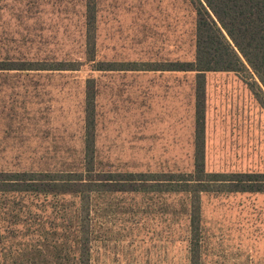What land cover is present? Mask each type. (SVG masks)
I'll return each instance as SVG.
<instances>
[{
    "label": "rangeland",
    "instance_id": "obj_1",
    "mask_svg": "<svg viewBox=\"0 0 264 264\" xmlns=\"http://www.w3.org/2000/svg\"><path fill=\"white\" fill-rule=\"evenodd\" d=\"M98 60L192 61L194 12L185 0H98ZM84 0H0V62L77 61ZM96 81L98 159L135 173L190 172L195 156V75L162 71H0V171L78 166L86 82ZM206 169L264 172V108L238 73L207 74ZM0 197V264H30L52 208ZM203 264H264V194L202 200ZM91 264H186L180 196L100 200ZM42 225H40V222ZM48 252L45 253V255Z\"/></svg>",
    "mask_w": 264,
    "mask_h": 264
},
{
    "label": "trees",
    "instance_id": "obj_2",
    "mask_svg": "<svg viewBox=\"0 0 264 264\" xmlns=\"http://www.w3.org/2000/svg\"><path fill=\"white\" fill-rule=\"evenodd\" d=\"M194 12L192 61L109 62L98 60V0H84L82 58L57 65L39 61L0 62V71L97 72L162 71L195 75V156L190 172L107 170L98 159L96 81L86 82L82 156L77 167L55 171H0V197L35 198L52 208L50 231L30 264H91L93 223L100 200L113 195L180 196L186 217V264H203L202 200L213 194H264V172H210L206 169L207 74L238 73L264 108V0H185ZM40 225L43 223L39 221ZM43 226V225H42ZM48 254L45 255V253Z\"/></svg>",
    "mask_w": 264,
    "mask_h": 264
}]
</instances>
